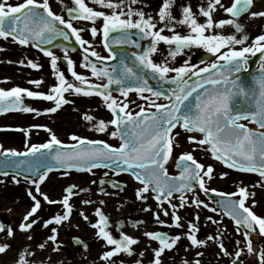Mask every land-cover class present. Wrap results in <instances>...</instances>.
Returning <instances> with one entry per match:
<instances>
[{
    "label": "snow or ice",
    "instance_id": "6c2138e0",
    "mask_svg": "<svg viewBox=\"0 0 264 264\" xmlns=\"http://www.w3.org/2000/svg\"><path fill=\"white\" fill-rule=\"evenodd\" d=\"M138 0H93V3L103 5L111 10L110 14L104 11L94 10L89 7L85 0H74L76 7L68 9L69 16L72 18H83L93 23L99 18H103V24L100 29L96 26L90 28L93 37L98 33L102 35V44L109 52L108 57H100L96 51H91L90 56L99 61L115 60L112 65L99 67L96 62L90 60L88 44L75 28L71 19L65 20L62 15L54 13L48 3V0H22L17 4H9L7 0H0V37H11L20 45H32L50 58V65L54 70V75L58 83L51 86L49 93L41 91H32L21 87H12L10 90L0 88V112H7L11 109H19L24 112H40L24 104L22 94L27 97L42 98L50 101L54 106L46 108L44 111L55 113L63 104L69 103L64 97L66 92H74L91 96L93 90L96 94L103 97L107 108L111 110L113 118L105 122L99 120L93 123V128L99 132H107L110 126L114 130L109 134L112 137H119L121 143L113 146L103 140H88L75 134L71 139L76 143L74 145H65L51 129L45 125H33L31 127L45 128L50 139L45 143L26 145L24 152L15 149H4L3 155H11L18 159L6 161V166L16 169L12 176L15 183H19L18 177L28 181L35 189V193L42 196L43 200L48 203H56L49 196L41 192V183L44 182L50 172L54 169H77L92 171L93 168L105 167L113 169L115 173L120 171L130 172L141 184L142 187L137 189V197L146 200L147 194L151 189L156 193L155 199L161 204L168 200L171 208L185 207L187 203H195L197 207L201 205L208 208L209 205L201 201L193 192L191 202L187 200L184 193L192 191L198 186L205 194L215 192L218 197L219 207L223 208L225 213L230 216L236 225V231L240 232L243 228V235L246 238L247 251H252L251 233L257 231L259 235L264 236V217L256 214L251 206L246 205V200L250 195L245 186H239L238 191L234 193H223L216 189H209L205 185V177L211 178L213 168L211 165L205 166L196 161L191 152L182 153L177 165L181 167L178 177L169 176L166 163L171 157L174 149L173 130L179 125L189 133L199 132L203 134V139L198 140L199 145H209L212 155L222 161L230 168H236L246 172H258L264 177V131H255L248 128L239 121L251 119L257 122L261 129H264V74L259 75L255 83L258 88L247 86L239 75L248 65L249 59L246 54L255 55L261 53L260 60L264 68V35L255 38V43L250 47H241L239 50L230 47L228 51L221 53L225 45H243L248 36L244 35L237 39L234 35H205V29L213 27L212 12L217 6L224 12L231 14L232 19L220 20L219 25L234 24L236 31L240 32L243 25L236 22L241 13L247 11L252 5L253 0H233L230 6L225 7L220 4V0H207V8L200 7L199 12L207 18L205 23H199L195 18L190 6L182 9L183 18L178 21L190 28V33L181 35L174 33L172 35L162 34L163 28L157 30L156 23L152 17L138 9H133L131 5ZM173 0H163L162 7L159 9V20L163 22L165 28L170 30L175 28V17H173L171 8ZM125 9H127L125 11ZM264 16V12H253L252 16ZM135 17V18H134ZM71 30V35L79 42L83 50L84 67L91 68V74L101 79L106 78V83L96 85L73 69V61L67 57L68 48H64L65 58L69 65L71 75L75 78V83L65 78L64 72L57 67V57L50 49L42 47V44H51L57 37H63L64 40L70 39V33L65 30ZM132 30H135L133 32ZM113 33L118 35L110 42V36ZM133 36L137 38L134 39ZM148 39L146 47L142 46L141 41ZM165 42L170 49V56L175 57L177 54L190 49L193 46H200L210 54H219L215 61L208 63L205 67L197 69L195 64L170 68L168 64L155 62L153 54L158 53V44ZM132 45L137 51L129 53L121 51L117 53L112 44ZM174 46V47H173ZM24 60L19 63L24 64ZM27 63L34 69L40 68L41 65L28 60ZM174 72L175 75H169ZM151 81H156L159 86L154 87ZM33 84H40L42 80L30 81ZM111 85H116L124 98L129 96L130 91H135L145 100L146 105H138L139 111L133 113L129 109L128 102H119L111 95ZM167 85V86H166ZM257 92L259 95L257 96ZM148 93L150 95H144ZM156 98L155 100L151 99ZM160 97H164L168 103H157ZM237 98L244 101L249 99L255 101V106L250 110H242L236 103ZM110 101V102H109ZM85 119L93 121L92 116H85ZM23 130V129H21ZM179 136V132L175 133ZM190 142L196 141L193 135L188 136ZM27 141V132H26ZM23 157V158H20ZM65 175L67 172L64 173ZM7 175V173H5ZM226 173H221V176ZM107 176V173H105ZM112 183L113 187L119 188L120 185L113 183L111 180L101 179L100 183ZM95 183V181H93ZM77 186L70 185L66 188V195L62 198V204L65 209L63 214H55L48 219L43 220V226L48 228L50 225H61L68 220L72 213L70 198L74 194ZM103 193L104 189L101 187ZM174 193H180L179 204H171L169 198ZM33 193L30 188L28 195L33 201L30 210L23 217L19 228L21 230H30L39 221L33 218L41 209V199ZM91 203V201H83ZM103 204V201H100ZM216 208H211L215 212ZM167 216L169 211L164 210ZM85 220L86 215L81 213ZM98 221L92 226L98 230L97 235L102 238L108 250L104 251L101 259L111 260L112 257L123 252L133 255L135 252L134 245L139 243L137 238L132 235L121 233L119 238H115L109 231V217L105 215L100 208L95 210ZM159 221V214L155 217ZM173 220L175 226L182 227L181 217L173 211ZM199 221V214L195 216ZM207 221L217 223L211 216L206 218ZM164 224V221H159ZM139 223V221H135ZM188 231L185 233L186 238L192 246H202L205 240L198 239L196 233L198 227L196 223L188 221ZM5 225L0 224V229ZM8 235L13 234L11 227L7 229ZM51 235L47 240L53 242V250H59L57 242L58 228L51 227ZM144 235L159 242V246L153 248V260L149 264H162L161 256L166 250H171L181 239L180 235L170 236L167 233L159 231H146ZM31 239V237H29ZM212 237H209L211 239ZM78 240V238H74ZM45 243L38 245L40 249L45 248ZM237 244L240 242L237 241ZM9 247L7 243L0 244V253H4ZM85 249L87 245L84 244ZM219 247L225 256L230 255L224 243H219ZM27 249L19 254L18 264H27L25 253ZM34 254V253H33ZM139 257L144 256L141 251ZM197 256L202 253H197ZM262 264H264V249L261 250ZM240 251L235 253V258L231 264H240ZM122 264V262H121ZM134 264H143L142 259H137ZM183 264H192L187 260ZM194 264H200L197 259Z\"/></svg>",
    "mask_w": 264,
    "mask_h": 264
},
{
    "label": "rangeland",
    "instance_id": "374dc122",
    "mask_svg": "<svg viewBox=\"0 0 264 264\" xmlns=\"http://www.w3.org/2000/svg\"><path fill=\"white\" fill-rule=\"evenodd\" d=\"M48 1L51 10L59 15H62L63 6L75 5L74 0H59V4H57V0ZM186 1L187 2L184 1V3L187 4L186 6H190L194 13L195 7L193 6V3L188 2V0ZM231 1L232 0H225L226 3L224 2L225 4L223 5L227 7ZM18 2H20V0H10L11 4H16ZM85 2L94 10L104 11L106 14H110L111 12L110 9L104 7L103 5L93 3V0H85ZM182 3V0H173L171 12L173 17H175V21H173V23H175V28L172 30L165 28L163 22L159 20V9L162 7L163 0H138V2L133 3L131 7L133 9L142 10L146 16L150 15L152 17V21L156 23L157 30L163 28L162 34L172 35L174 33H179L181 35H187L190 33V28L185 24L178 23V21L183 18L182 9L184 6ZM202 4L204 3H200L199 5ZM258 4L259 2L254 3L253 8H251L246 15L236 20L237 23L243 25L240 32L236 31L234 24L226 23L222 26L219 25L218 22L220 20H229L231 18H229L227 13L224 12L222 8L217 6L212 12V19L214 22L213 27L211 29H205V35H234L237 39H241L244 35L248 36V40H246L243 45H225V47L221 49V53L228 51L230 47L239 50L241 47L253 46L255 38L259 35H264V16L260 17V19L258 17L259 15L252 16L254 10L258 8H256V5L258 6ZM205 8H207V5ZM126 10L127 9H125V11ZM195 18L199 23H205L207 20V18L202 14L199 17L195 16ZM72 24L80 32L81 37L88 42L87 45L91 50L96 51L98 54H104L100 44L99 33L93 37L90 32V28L92 26H96L98 29L102 27L103 18L97 19L94 23L92 21L78 20L72 22ZM8 41L10 40L3 39L5 45ZM18 46L21 49H12L6 46L5 51H0V61H5L6 57H9V61L12 65L21 71L18 73V79L21 80L26 89L41 91L46 94L49 93L51 86L58 83V79L56 75H54V70L49 64V60L45 57H40L27 46ZM201 51L207 50L200 46H193L190 49H185L184 52L177 54L173 58L169 54L170 49L168 44L162 42L158 48V53L153 56V59L155 62H166L170 68L185 66L186 61L187 66H191L193 64L197 66L194 62V57ZM70 58L73 61V70H75L78 74L84 75L89 81H92L90 73L84 70L80 59L74 55H71ZM29 59L35 63L38 62L41 67L37 69L32 68L27 63ZM21 60L25 61L24 64L19 63ZM34 80H42V83L38 85L30 83V81ZM4 81L0 80V88L4 90L13 86H18V84L15 83L14 78L7 80L6 85L3 86ZM23 96L25 99L33 102L31 107L38 110L40 115H37L35 112H21L19 114L1 116L0 121H5L4 123L11 126H17L18 123L20 124L24 120L27 123V126L21 125V129H23L22 131H26L28 134L27 143L22 144L21 138H14L10 144H6L5 147L21 151L26 149V145L30 146L31 144H41L50 139V134L45 128L31 127L33 125H45L47 129H51V131L55 133L61 141H73L71 136L75 134L79 137H87L88 139L103 140L113 146L118 145V141L109 134L112 129L111 126L107 132H99L93 128V123H98L101 119L107 122L113 118L110 109L106 106L107 102H105L100 96H85L83 94H76L72 91L66 92L64 93V97L69 101V103L63 104L55 113H48L44 111L46 108L54 106L52 102L38 97H27L26 94H23ZM117 100L121 103L131 101V103H129V109L132 112L139 110L137 107L138 105H145L147 107L145 100L134 92H130L127 98L120 96ZM156 102L162 103L159 100H156ZM86 115L92 116L93 121L85 119ZM9 116L14 119L13 122L9 120ZM244 123L247 124V122ZM176 132H179L178 137L175 136ZM189 135L195 136L196 141L190 142L188 140ZM173 136L175 140L172 153L173 158L184 152H191L197 162L202 163L205 166H212L213 172L211 174V178L209 179L208 177H205V185L207 188H215L219 190L225 189L229 191L235 186H244V182H250L249 192L253 195H250L247 198L246 203L248 206L253 208V211L256 214L264 217V177H261L256 173L233 170L232 168H229L223 163L217 161L208 153L204 146L199 145L197 141L200 140V137L196 134L189 133L188 131L177 127L173 130ZM167 171L171 174L174 173L171 164L167 166ZM64 173V171L50 172L46 180L42 182L43 185L41 186V192L49 196L48 192L50 188L57 184V188L53 192V196L49 197L50 199L62 201L63 196L67 194L64 192V188L66 186H78V189L74 191L73 196L70 198L72 213L68 220L64 221L61 225L53 224L48 228H45L42 223L43 220L48 219L55 214H63L65 209L62 208L52 212L43 206H41V209L33 217L39 221L37 224L40 225L37 229L42 233V238L38 245L47 241L44 249H40L37 245V249L39 251H44V260L49 258L51 254H54V264H86L88 251H81L72 247L70 238L73 235L79 236L83 240L94 241L97 246L96 249H98L96 254H101L102 251L98 245L105 244L106 242L97 235L98 230L92 226L93 223L97 222V216L95 215V210L97 208H100L104 214L107 212L110 213L113 221L122 220L124 222L123 226H118L114 230L113 236L115 238L118 233H123L132 235L134 238L139 240V243L133 246L135 249L133 255H128L123 252L119 254L132 256L130 257L132 259H142L145 261L143 264H149V262L146 261L147 256L153 253L152 249L158 247L159 243H156L153 239L147 238L144 233L146 231H154L156 229H166L168 233L174 236L180 235L181 237L173 249L166 250L162 254V264H164L166 259L169 260V255H177L181 252L178 245L182 241L181 228L184 226V207H177L173 210L169 202L167 204H158L154 202L149 193L145 194L147 196L146 200L139 199L137 197V189L141 187L137 182H135L132 176L126 173L115 174L102 168L92 169L91 172H67L66 175ZM105 173H107V176H105ZM221 173H226V175L221 176ZM106 177L124 182L126 184V188L122 191H117L109 188L105 184L101 185L99 180ZM18 179L20 182L15 183L10 175L0 176V210L7 212L9 218L13 219L15 223L14 227L17 232L16 235L12 234L11 237H7L5 231H0V244L7 243L9 245L5 253H3V255H5L8 259H6L4 264H14L16 259V253L11 248V246L14 245L11 241L13 238H20L19 246H17V249L19 250H25L30 245L29 236L20 234L21 231L18 229L19 225L23 222V217L27 211L30 210V207L33 204V201L28 195L29 189L31 188L33 193H36L34 187L28 181L19 177ZM93 181H95V183H93ZM46 186L48 190L45 189ZM101 187L104 189L103 193L100 191ZM194 193L200 200L209 205L208 208H205L202 205L197 207L195 203H187L195 206L197 209L196 213L199 214V221L197 222L201 224L204 234L207 235L208 232L212 231L215 234V238L218 240H222L224 237H229L230 240L235 239L236 235L230 230L231 221L224 218L222 213L218 210L215 212L211 211V208H213L211 204L199 192L194 191ZM36 195L38 198L39 194ZM186 197L187 200L191 202L193 199V193L186 195ZM86 200L91 201V203H83V201ZM170 200L171 204H178L180 202V197L173 195ZM100 201H103L104 203L101 204ZM145 201L151 202V205H149V209L142 212L143 206H141V204H144ZM165 208L169 211L167 216L164 215L163 210ZM173 211L181 217L182 227L175 226ZM82 212L88 217L87 220L83 218L81 214ZM157 213L159 214V221H164V224H161L155 218ZM209 216H211L213 220L217 221V223L207 221L206 218ZM135 221H139V223H135ZM51 227L58 228V251H54L53 247H50L49 241L47 240V237L50 236ZM220 231H222V233H220ZM204 240L206 244L207 239L204 238ZM252 247L251 258L253 261L258 263L259 261H257L256 256L259 255L261 250L257 246L256 242L252 244ZM141 251L144 252V256L142 258L138 255ZM26 254L27 253H25V256ZM44 264H46V262H44Z\"/></svg>",
    "mask_w": 264,
    "mask_h": 264
},
{
    "label": "flooded vegetation",
    "instance_id": "af4514ba",
    "mask_svg": "<svg viewBox=\"0 0 264 264\" xmlns=\"http://www.w3.org/2000/svg\"><path fill=\"white\" fill-rule=\"evenodd\" d=\"M190 1L192 3H197L198 1H199V3L207 2V0H190ZM7 2L9 4H11L10 0H7ZM224 2H225V0H220V4L223 5L226 3V2L225 3ZM253 2H259L258 6L256 5V8L257 7L258 8L255 9L254 12H256V13L264 12V3H263L264 0H253ZM57 4H59V0H57ZM198 16H200V15H198ZM258 17L260 19V17H263V16L259 15ZM9 40L10 41H8V43L5 45L3 42V39L0 38V51H5L6 46L10 47L12 49L20 48L18 46L17 42H15L14 40H11V39H9ZM12 43H14V44H12ZM19 72H21V71L17 67H15L14 65H12V63L9 61V57H6L5 61H0V80L1 81H4V80L7 81L10 78H14L15 83L18 84V87L25 88L24 84H22L21 80L18 79L19 78V75H18ZM22 77H23V74H22ZM6 81L3 82V86L6 85V83H7ZM8 115H10V113H8ZM9 120L11 122L14 121V119H12L10 116H9ZM4 122L5 121H2V120L0 121L1 127L5 126L6 123H4ZM21 125L27 126L26 121L24 120L20 124L18 123L17 126L21 127ZM8 128H11L10 125ZM3 131H5V133H2V131H0V146L10 144V142L14 138H17V137L21 138L22 143H24L26 141V134H23V133L20 134L17 131H15L14 136L11 138V135L7 130H3ZM27 139H28V136H27ZM243 185L248 189V191L250 190V182H244ZM238 187L239 186H235L233 189L226 191V192H236ZM56 188H57V184L50 188V190L48 192L49 196H53V192L56 190ZM45 189H47V186L45 187ZM0 205H1V203H0ZM147 209H148L147 206L144 205V210H147ZM196 212H197V209L193 205L186 204V206L184 207V214H183L184 226L181 228L182 241L178 245V247H180L181 252L177 255H171V256L169 255V260L166 259L164 264H183V261H185V260L192 262V264H194V261L197 259L200 261V264H231V261L235 258V253L237 251H240V256H239L240 264H257L256 261L252 260L251 252L249 253L247 251L246 238L242 234L243 232L241 231V229H240V232L236 231V225L231 219H229L231 221L230 230L236 235V238L233 240H230L229 237L222 238V242L224 243L227 251L230 253V255L225 256L219 247V243L221 242V240L216 239L215 234L212 231L208 232L207 235L204 234V230L202 229L201 224L195 220V216L197 214ZM106 215L109 217V220H110V213H107ZM188 221H192L193 223L197 224L198 232L196 233V235H197L198 239H201V240H204V238H206L207 239L206 244H204L202 246H198V247L192 246L190 244V241L185 236V233L188 231V223H187ZM39 225L40 224H36L33 226L32 229L26 230L28 232L20 229L21 230L20 234H25V235L31 237V239H29L30 245L27 247V252H26L27 254L25 256V260H26L27 264H44V262H46V264H54V262H55V255L54 254H51L49 258L44 260V251H39L37 249V245L41 241V238H42V233L37 229V227ZM13 226H14V222L11 225V229L13 230V235H16V233H17L16 228ZM4 231L8 237L9 236L8 231L7 230H4ZM220 233H222V231H220ZM50 235H51V232H50ZM11 236H9V237H11ZM209 237H212V238L209 239ZM19 239L20 238H13L11 240L12 243L14 244L11 246V248L16 253V259L14 261V264H18L19 254L22 251H24L21 249L20 250L17 249V246H19V243H20ZM261 239L263 241H259L257 244L260 247L259 248L260 250L264 249V237ZM48 241H49L50 247L52 248L53 242L50 240H48ZM237 241H239L240 243L237 244L236 243ZM251 241H252V239H251ZM87 242H88L87 248L83 250V251H88V259H87L86 264H93V263H96V264H121V262H122V264H134V262L137 260V259L130 258L132 256H125L122 254H117L116 256L112 257L111 260L101 259L102 253L104 251L108 250L109 246H107L106 243L98 245V247L101 248L102 252H101V254H96V251H98V249H96L97 246L95 245V242L94 241H87ZM198 252L202 253V255L197 256L196 254ZM260 254H261V251H260ZM260 254L257 255L256 257H257V261H259V264H262V259H261ZM6 259H7V257L5 255H3V253H0V264H4L6 262ZM152 260H153V253L147 256L146 261L150 262ZM143 263H145V261H143Z\"/></svg>",
    "mask_w": 264,
    "mask_h": 264
},
{
    "label": "water",
    "instance_id": "95a60500",
    "mask_svg": "<svg viewBox=\"0 0 264 264\" xmlns=\"http://www.w3.org/2000/svg\"><path fill=\"white\" fill-rule=\"evenodd\" d=\"M246 12V11H245ZM243 12V13H245ZM242 14V13H241ZM60 27H64L66 31H68L70 33V39L69 40H64L63 37H57L56 39H54L52 41L51 44H42L41 46L42 47H45V48H48L50 49L51 51L52 50H58L63 56H65V52H64V48L67 47L68 48V53H75L77 55L80 56L83 64H84V61L82 59L84 53H83V50L81 48V46L79 45V42H77L75 40V36L74 35H71V30L70 29H67L66 26L64 25H58ZM133 32H135V30H132ZM118 35L117 33H113L112 36H110V42L115 38V36ZM101 38H102V35H101ZM134 39H136L137 37L136 36H133ZM149 43V40L148 39H145V40H142L141 41V44L142 46L146 47ZM160 44V43H159ZM158 44V45H159ZM35 47V46H34ZM112 47L114 48V50L119 53L121 51H128L129 53L133 52V51H137V49L134 48V46L132 45H124V44H115L113 43L112 44ZM158 47V46H157ZM37 48V47H36ZM105 48V47H104ZM39 49V48H38ZM106 52L108 53V56H109V52L107 51V49L105 48ZM90 52L89 51V57H90V60L94 61L97 63V65L99 67H103L104 65H112L113 63H116L115 60H104V61H99L97 60L95 57H91L90 56ZM154 55V54H153ZM248 56V59H249V63L248 65L246 66V68L239 74L241 76V78L243 79V81L245 82V84L247 86H250V87H253V88H258V84L255 83V80H258V77L259 75H262L264 74V68H262V62L260 60V56H261V53H256L255 55H252V54H246ZM213 58V54H210V53H204L202 54V57L199 58L196 63H202V62H205V61H208L210 59ZM58 63H59V66H60V69H61V72H64L65 74V78L66 80L68 81H72V82H75V83H79L78 81H75V78L71 75V70L69 69V65L67 63V59L65 57H60L59 60H58ZM87 69H89L91 71V68L90 67H85ZM169 75H175V73H169ZM98 81H100V83H94L96 85H100V84H103V83H106V78H99V77H95ZM150 83L154 86V87H157L159 86L157 84L156 81H151L150 80ZM167 86V85H166ZM110 88L112 89L111 91V95L112 97L114 98V95H119L121 94L119 91L116 90L117 86L116 85H111ZM93 93H96V90H93ZM146 95H150L148 93H145ZM259 95V93L257 92V96ZM154 98V97H153ZM161 99L165 100L166 103H168V101L164 98V97H160ZM110 102V101H109ZM236 103L241 107L242 110H250L251 108H253L255 106V101L254 100H251L249 99V101H244L242 98H237V101ZM12 110H16V109H12ZM245 120V119H243ZM252 124L255 125L256 129H253V128H250V129H253L255 131H264V129H261L259 124L257 122H255L254 120H251V119H248ZM249 128V127H248ZM199 133V132H197ZM203 139V134L202 133H199ZM119 141V137L117 136L116 137ZM121 143V141H120ZM209 149V151L211 152V149H210V146L209 145H206ZM20 158H23V157H20ZM15 159H18L17 157H14V156H11V155H3L1 154L0 155V174H5V173H13L15 174L16 173V169H13V168H10V167H7L6 166V161H10V160H15ZM177 160L178 158L174 159L173 162H172V167L174 169V171L176 172L175 175H169V176H174V177H178L180 175V172H181V167H179L177 165ZM169 161V160H168ZM168 163V162H167ZM166 163V164H167ZM166 166V165H165ZM58 169V168H56ZM110 169V168H109ZM236 169V168H235ZM113 170V169H112ZM127 172V171H126ZM130 173V172H129ZM23 177V176H21ZM105 181H108L109 179H104ZM113 183H116L118 185H120L119 188H121L123 185L120 184V183H117L113 180H111ZM107 183V182H106ZM112 187H113V184L112 183H109ZM196 187V186H195ZM194 187V188H195ZM116 188V187H115ZM193 188V189H194ZM151 190V189H150ZM152 191V190H151ZM190 192V191H189ZM187 193V192H186ZM155 196H156V193L154 192ZM180 194V193H178ZM185 194V193H184ZM205 194V192H204ZM181 195V194H180ZM206 195V194H205ZM211 201H213V199H222V197H218L216 193H209L206 195ZM218 205V202L217 204ZM51 206H55V207H61L62 204L61 203H58V204H51ZM223 209V208H222ZM224 210V209H223ZM0 221L2 222L3 225H5V227L9 226L10 222L6 219L5 215L4 214H1L0 215ZM244 230V229H243ZM258 233V229L256 232H253V234L259 236ZM73 243L78 245L79 244V240H73Z\"/></svg>",
    "mask_w": 264,
    "mask_h": 264
}]
</instances>
